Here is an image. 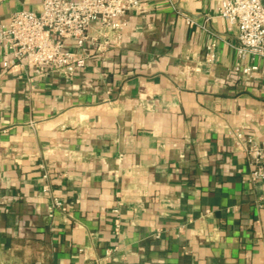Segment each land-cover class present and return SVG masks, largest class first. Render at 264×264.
I'll use <instances>...</instances> for the list:
<instances>
[{
    "label": "crops",
    "instance_id": "crops-1",
    "mask_svg": "<svg viewBox=\"0 0 264 264\" xmlns=\"http://www.w3.org/2000/svg\"><path fill=\"white\" fill-rule=\"evenodd\" d=\"M42 1L0 0V24ZM140 1L72 76L0 78V264H264V180L235 138L264 140V58L234 74L220 0H173L192 27Z\"/></svg>",
    "mask_w": 264,
    "mask_h": 264
},
{
    "label": "built area",
    "instance_id": "built-area-1",
    "mask_svg": "<svg viewBox=\"0 0 264 264\" xmlns=\"http://www.w3.org/2000/svg\"><path fill=\"white\" fill-rule=\"evenodd\" d=\"M167 1L189 27L195 24L179 12L173 0ZM140 4V0H43L38 13L14 12L7 23L0 24V78L28 67L35 74L50 70L72 76L85 67L89 48L102 54L119 41L122 19ZM216 16L228 22L229 31L233 26L238 29L233 72L247 84L258 71L248 61L264 58V1L220 0ZM207 49L208 61H212L213 45ZM235 138L251 168L249 181L264 180V140H256L244 131H236ZM47 177L45 173L43 178ZM43 189L49 192L48 186ZM53 201L55 207H61L56 198ZM113 213L117 217L118 209ZM115 227L117 231L118 217Z\"/></svg>",
    "mask_w": 264,
    "mask_h": 264
}]
</instances>
